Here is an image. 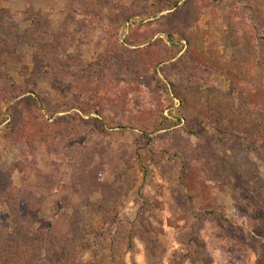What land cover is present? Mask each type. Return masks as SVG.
Returning <instances> with one entry per match:
<instances>
[{"label":"rangeland","instance_id":"1","mask_svg":"<svg viewBox=\"0 0 264 264\" xmlns=\"http://www.w3.org/2000/svg\"><path fill=\"white\" fill-rule=\"evenodd\" d=\"M0 264H264V0H0Z\"/></svg>","mask_w":264,"mask_h":264}]
</instances>
